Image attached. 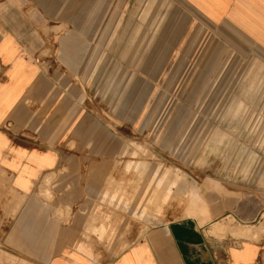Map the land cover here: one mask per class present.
Segmentation results:
<instances>
[{"label":"crops","instance_id":"1","mask_svg":"<svg viewBox=\"0 0 264 264\" xmlns=\"http://www.w3.org/2000/svg\"><path fill=\"white\" fill-rule=\"evenodd\" d=\"M237 67L264 0H0V264H264V192L141 224L126 155Z\"/></svg>","mask_w":264,"mask_h":264},{"label":"rangeland","instance_id":"2","mask_svg":"<svg viewBox=\"0 0 264 264\" xmlns=\"http://www.w3.org/2000/svg\"><path fill=\"white\" fill-rule=\"evenodd\" d=\"M229 72L223 69L221 84L204 86L218 99L172 100L170 115L155 117L157 131L127 150L140 161L133 166L139 175L133 192L141 224L187 217L195 195L210 189L264 192V68Z\"/></svg>","mask_w":264,"mask_h":264}]
</instances>
